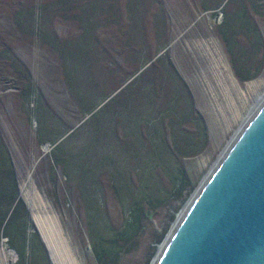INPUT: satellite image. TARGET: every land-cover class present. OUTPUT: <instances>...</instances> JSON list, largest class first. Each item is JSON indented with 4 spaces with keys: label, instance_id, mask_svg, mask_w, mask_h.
<instances>
[{
    "label": "rangeland",
    "instance_id": "rangeland-1",
    "mask_svg": "<svg viewBox=\"0 0 264 264\" xmlns=\"http://www.w3.org/2000/svg\"><path fill=\"white\" fill-rule=\"evenodd\" d=\"M47 1L33 51L0 19V144L27 211L0 264H61L48 219L73 264H151L264 98V0H61L69 26Z\"/></svg>",
    "mask_w": 264,
    "mask_h": 264
},
{
    "label": "water",
    "instance_id": "water-1",
    "mask_svg": "<svg viewBox=\"0 0 264 264\" xmlns=\"http://www.w3.org/2000/svg\"><path fill=\"white\" fill-rule=\"evenodd\" d=\"M151 264H264V98L183 208Z\"/></svg>",
    "mask_w": 264,
    "mask_h": 264
},
{
    "label": "trees",
    "instance_id": "trees-1",
    "mask_svg": "<svg viewBox=\"0 0 264 264\" xmlns=\"http://www.w3.org/2000/svg\"><path fill=\"white\" fill-rule=\"evenodd\" d=\"M38 12L40 13V10ZM40 22V15H34L33 29L34 36L37 38L41 36ZM184 186L185 177L182 171H177L174 173L172 179L170 195L174 197L180 195ZM17 191V184L10 159L0 144V235L6 237L10 246L15 248L21 255L25 240L24 222L27 219V211L23 203L19 201ZM17 199L18 201L15 203ZM127 215L128 220L125 221V229L133 225L132 211L129 210ZM30 241L29 248L32 249L34 247L33 242H35L34 237H31ZM14 243H19V246L16 247Z\"/></svg>",
    "mask_w": 264,
    "mask_h": 264
},
{
    "label": "crops",
    "instance_id": "crops-1",
    "mask_svg": "<svg viewBox=\"0 0 264 264\" xmlns=\"http://www.w3.org/2000/svg\"><path fill=\"white\" fill-rule=\"evenodd\" d=\"M61 1V0H60ZM59 2V0L57 1ZM62 2V1H61ZM73 3V2H72ZM48 1L47 0H0V19L3 22H9L10 27L7 34L4 32L1 35V38L14 40L16 46H25L30 48V51H33L34 44L32 43V33H33V20L36 10L40 9L43 12L44 20L47 18L48 11ZM60 4L58 3V6ZM57 6V7H58ZM60 16L68 21L69 19L73 20V16L67 14V11L71 8L73 11V4L71 7L65 6V3L62 2L60 5ZM59 9L56 10V12ZM2 22V23H3ZM73 23V22H72ZM1 24V23H0ZM64 27V26H62ZM1 28V27H0ZM4 30V26L2 25ZM47 30L45 27V33L43 40L47 43ZM3 40V41H4ZM6 45V42L4 43ZM29 50V49H28Z\"/></svg>",
    "mask_w": 264,
    "mask_h": 264
},
{
    "label": "bare ground",
    "instance_id": "bare-ground-1",
    "mask_svg": "<svg viewBox=\"0 0 264 264\" xmlns=\"http://www.w3.org/2000/svg\"><path fill=\"white\" fill-rule=\"evenodd\" d=\"M28 202L31 206L32 211L35 208L34 196H28ZM47 219V218H46ZM48 220H40L39 230L43 241L50 251H52L57 258V261L61 264H73V259L69 254V250L64 246V242L57 230L56 225Z\"/></svg>",
    "mask_w": 264,
    "mask_h": 264
}]
</instances>
